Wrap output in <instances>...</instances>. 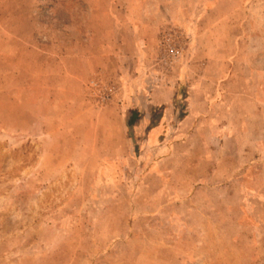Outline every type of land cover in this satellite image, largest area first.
<instances>
[{
	"label": "rangeland",
	"instance_id": "rangeland-1",
	"mask_svg": "<svg viewBox=\"0 0 264 264\" xmlns=\"http://www.w3.org/2000/svg\"><path fill=\"white\" fill-rule=\"evenodd\" d=\"M0 264H264V0H0Z\"/></svg>",
	"mask_w": 264,
	"mask_h": 264
},
{
	"label": "trees",
	"instance_id": "trees-1",
	"mask_svg": "<svg viewBox=\"0 0 264 264\" xmlns=\"http://www.w3.org/2000/svg\"><path fill=\"white\" fill-rule=\"evenodd\" d=\"M138 118L139 117H138L137 113H134L132 118L130 119V121L128 123L130 128L134 127L136 125V122H137Z\"/></svg>",
	"mask_w": 264,
	"mask_h": 264
},
{
	"label": "built area",
	"instance_id": "built-area-1",
	"mask_svg": "<svg viewBox=\"0 0 264 264\" xmlns=\"http://www.w3.org/2000/svg\"><path fill=\"white\" fill-rule=\"evenodd\" d=\"M168 52H169V55L173 58H178L180 54L179 51L175 48H171L170 50H168Z\"/></svg>",
	"mask_w": 264,
	"mask_h": 264
}]
</instances>
